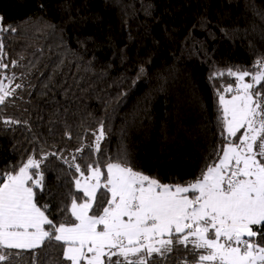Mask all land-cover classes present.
Here are the masks:
<instances>
[{
    "label": "trees",
    "instance_id": "obj_1",
    "mask_svg": "<svg viewBox=\"0 0 264 264\" xmlns=\"http://www.w3.org/2000/svg\"><path fill=\"white\" fill-rule=\"evenodd\" d=\"M0 17L17 29L0 32L8 65L0 79L11 77L4 83L15 89L0 104V172L55 152L82 167L126 157L162 183H187L217 162L225 142L217 93L235 86L227 70L254 73L264 60V0H0ZM57 156L41 166L38 204L59 222L81 194L75 169ZM5 252L0 264H67L55 241ZM193 259L176 245L150 264Z\"/></svg>",
    "mask_w": 264,
    "mask_h": 264
},
{
    "label": "snow or ice",
    "instance_id": "obj_2",
    "mask_svg": "<svg viewBox=\"0 0 264 264\" xmlns=\"http://www.w3.org/2000/svg\"><path fill=\"white\" fill-rule=\"evenodd\" d=\"M6 31L17 29L4 27L0 17V32ZM3 50L0 42V54ZM7 67L0 60V70ZM256 68L254 73L227 70L235 86L217 93L225 142L217 162L187 183H162L134 169L126 157L82 167L76 155L68 160L55 152L28 156L0 172V262L11 255L5 249L35 250L55 241L67 264H150L154 254L164 256L176 245L191 248V264H264V60ZM224 74L213 73V78ZM4 79L11 83V77ZM4 79L0 104L15 91ZM93 135L88 147L100 153L103 123ZM49 155L75 169L72 183L81 194L71 195L59 222L47 214L48 204H38L45 191L41 166Z\"/></svg>",
    "mask_w": 264,
    "mask_h": 264
},
{
    "label": "rangeland",
    "instance_id": "obj_3",
    "mask_svg": "<svg viewBox=\"0 0 264 264\" xmlns=\"http://www.w3.org/2000/svg\"><path fill=\"white\" fill-rule=\"evenodd\" d=\"M245 81L246 82H250V77H246L245 78ZM232 95V94H231ZM231 95H229V96H226V98H231ZM242 132H243V130H241V132L240 133H238L237 135L239 136V135H241L242 134Z\"/></svg>",
    "mask_w": 264,
    "mask_h": 264
}]
</instances>
